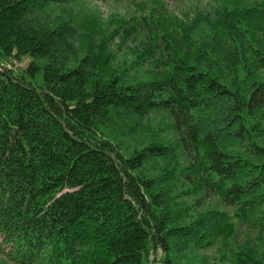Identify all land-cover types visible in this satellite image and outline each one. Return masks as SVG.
I'll return each mask as SVG.
<instances>
[{
    "label": "trees",
    "instance_id": "obj_1",
    "mask_svg": "<svg viewBox=\"0 0 264 264\" xmlns=\"http://www.w3.org/2000/svg\"><path fill=\"white\" fill-rule=\"evenodd\" d=\"M89 1L106 0H0V261L206 264L192 254L232 238L234 221L264 234V0H208L212 14L174 25L158 1L153 40L124 68L110 42L143 14L50 17ZM156 112L175 143L126 156L115 128L133 134Z\"/></svg>",
    "mask_w": 264,
    "mask_h": 264
},
{
    "label": "rangeland",
    "instance_id": "obj_2",
    "mask_svg": "<svg viewBox=\"0 0 264 264\" xmlns=\"http://www.w3.org/2000/svg\"><path fill=\"white\" fill-rule=\"evenodd\" d=\"M158 1H162L161 4L163 5V8L166 7L165 9L171 13L165 14L168 23H170L169 25H174L173 23H175V19H173V17L177 18L184 24H188L190 20H192L196 11H202L209 14L213 13V7L208 0H106L89 1L84 4L82 8L68 6L63 10L54 9L55 11L53 10L51 12L50 17H53L54 14V16L57 15L59 18H66L72 14L75 19H78L81 16L97 15L100 21L105 23V21H107L112 15L123 17V19L129 21L132 17L137 18L139 15L143 14L145 19L142 20L140 26H136L134 29H129L131 31L129 34H123L124 28L120 29L118 31L119 35L115 36L110 42L109 51L113 53L115 66L124 68L134 60L137 52H140L148 41L153 40V36L147 32L144 25L146 21H149L151 12L158 9ZM161 4L159 7H161ZM139 8L141 10H139ZM156 16L158 17L157 13ZM152 17L155 19V16ZM168 28L170 29V27ZM172 28L173 27H171V29ZM113 30L114 26L110 25L108 31H105L107 39L111 38L109 36ZM154 35H156L154 41L156 40V43L160 45L161 43L163 44V41L161 40L162 32L157 29ZM7 61L10 62L5 63V65L16 70L23 69L28 62L26 59L17 61L12 57ZM151 68L152 66L146 63L139 71H137L138 73L133 71L130 73V76L136 74L139 80L140 78L143 79L147 76L148 71ZM40 83L41 74H38L36 77V84ZM139 123V128L133 134H128V132H126V130L131 127V123H128L127 126L119 125V127L115 128V133H113V140L122 144L126 156H128L133 149L141 148L153 141H172L175 143L176 136L169 127L172 120L166 112L152 113L147 118L139 121ZM179 159L182 165L187 163L185 156L181 153ZM188 202L191 201L189 200ZM209 203L215 205L218 209L229 212L230 214L233 211L229 206L218 204L215 199H210L207 204ZM234 224L235 234L232 238L224 240V242L220 241L216 246L206 251L194 253L191 257L198 259L205 257L206 264H232V261L234 260V252L251 251L254 258L259 260L260 264H264V234L256 229H250L248 226L240 224L237 221H234ZM6 251L7 250H5V252ZM241 257L244 258L243 255ZM149 260L144 264H151L153 257H150ZM0 264H3V262L0 261Z\"/></svg>",
    "mask_w": 264,
    "mask_h": 264
}]
</instances>
